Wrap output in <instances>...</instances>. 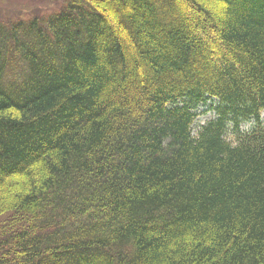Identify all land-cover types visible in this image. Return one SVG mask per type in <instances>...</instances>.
<instances>
[{"label":"trees","instance_id":"trees-1","mask_svg":"<svg viewBox=\"0 0 264 264\" xmlns=\"http://www.w3.org/2000/svg\"><path fill=\"white\" fill-rule=\"evenodd\" d=\"M41 22L0 28V264H264V0Z\"/></svg>","mask_w":264,"mask_h":264},{"label":"rangeland","instance_id":"rangeland-1","mask_svg":"<svg viewBox=\"0 0 264 264\" xmlns=\"http://www.w3.org/2000/svg\"><path fill=\"white\" fill-rule=\"evenodd\" d=\"M65 3L66 0H0V28L12 27L15 31L22 32L34 19L40 26L41 21L58 12ZM32 27L36 26L30 25V28ZM210 116V114L198 116L193 132H196Z\"/></svg>","mask_w":264,"mask_h":264}]
</instances>
